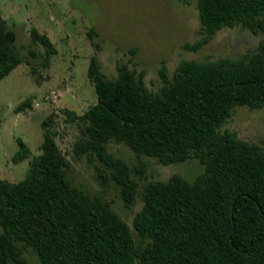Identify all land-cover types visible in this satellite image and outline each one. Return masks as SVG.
<instances>
[{
  "label": "trees",
  "instance_id": "1",
  "mask_svg": "<svg viewBox=\"0 0 264 264\" xmlns=\"http://www.w3.org/2000/svg\"><path fill=\"white\" fill-rule=\"evenodd\" d=\"M196 1L203 38L185 50L198 52L221 30L242 27L263 36L257 51L237 59L183 60L172 77L163 65L156 93L143 72L126 66L108 80L92 57L88 78L97 102L79 117L82 139L74 150L97 159L99 181L106 184L109 172L127 204L139 185L130 165L108 152L111 141L163 166L198 159L204 172L194 182L174 175L146 183L144 207L132 223L136 240L109 204L68 181L48 118L41 154L26 178L0 179V264H30L18 243L39 264H264V150L222 130L236 107L264 109V0ZM32 39L47 60L57 53L46 34L34 30ZM15 44L0 9V82L23 63ZM26 107L29 102L17 110ZM17 142L13 161L20 163L31 151ZM135 172L144 178L142 164Z\"/></svg>",
  "mask_w": 264,
  "mask_h": 264
},
{
  "label": "rangeland",
  "instance_id": "2",
  "mask_svg": "<svg viewBox=\"0 0 264 264\" xmlns=\"http://www.w3.org/2000/svg\"><path fill=\"white\" fill-rule=\"evenodd\" d=\"M0 9L16 35L15 46L23 60L0 82V179L19 183L26 178L30 162L41 154L42 123L51 118V131L68 163V181L109 204L133 233V219L144 207L141 195L146 183L168 181L174 175L194 182L204 167L198 159L163 166L157 159L138 158L125 144L111 141L108 152L130 165L139 193L132 204H127L122 187L109 172V180L102 184L97 159L74 150L82 139L79 117L97 102L95 87L88 78L91 58L98 59L108 80L118 76L120 66L143 72L147 87L156 93L163 85V65L172 77L183 60L246 57L257 51L263 39L242 27L225 28L198 52L185 50V44L203 38L196 0H0ZM34 30L46 34L56 48L57 53L49 60L45 48L33 41ZM31 50L37 53L36 58L31 57ZM26 102L30 107L17 110ZM222 130L232 131L264 150V109L236 107ZM18 139L31 155L15 163ZM141 164L142 179L135 172ZM134 237L137 240L135 233ZM18 245L30 264H39L30 248Z\"/></svg>",
  "mask_w": 264,
  "mask_h": 264
}]
</instances>
